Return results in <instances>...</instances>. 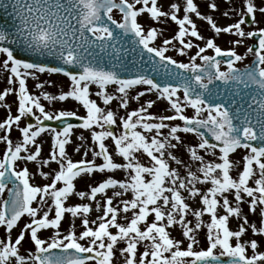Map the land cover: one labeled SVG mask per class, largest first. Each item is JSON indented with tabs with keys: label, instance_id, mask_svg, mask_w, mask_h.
I'll list each match as a JSON object with an SVG mask.
<instances>
[{
	"label": "snow or ice",
	"instance_id": "obj_1",
	"mask_svg": "<svg viewBox=\"0 0 264 264\" xmlns=\"http://www.w3.org/2000/svg\"><path fill=\"white\" fill-rule=\"evenodd\" d=\"M9 6L19 20L12 44H20L41 56L57 57L63 61V65H72L75 70L18 59L11 47L0 46V53L6 56L2 62L3 68L11 74L7 82L18 85V88L9 87L0 92V101H4L12 92H16L18 97V114H9L0 122V129L10 132L13 124L19 127L22 117L33 116L36 120L35 125L29 123L19 127L22 133L20 143L13 144L7 135L0 136V140L6 144V150L0 158V227L5 231L4 237L0 238V264H113L118 241H126L127 246L120 249L121 253L127 254L124 264H221L220 257H227V264H264V252H256L257 241L253 239L242 243L240 239L248 224L240 207V202L245 199L244 194L250 198L247 202L251 211L259 209L264 216V28L247 32L242 28L246 23L245 17H250L251 23H257L255 14L259 11L264 15V7H258L254 0H245L241 18L234 24L220 27L212 16L201 14L194 0H185L183 7L173 2L167 11L163 10L162 4L158 6V0H11L10 5H0L5 10ZM206 6L213 10L218 7L216 3ZM114 8L122 13L119 22L113 19ZM181 11L182 17L178 16ZM143 14L157 23L169 19L174 21L178 25V32L172 39L163 40L161 46L153 45L160 32L155 27L146 30L138 22V17ZM190 14L206 20L217 35L225 33L240 38L257 37L258 44L247 48V53H252L255 59L250 65L239 68L235 66L236 62L245 57L238 54L235 48L222 49L212 38L205 41L204 47L193 45L191 40L186 42V36L204 39ZM9 35L0 30V42L8 41ZM125 39L134 46L125 48L121 44L117 47ZM173 39L182 45L179 49L181 55L185 54V49L198 48L189 63L178 62L166 55L169 50L167 46L172 44ZM242 42V39L231 41L233 44ZM140 46L142 48L137 52ZM206 49H212L215 55H201ZM145 51L147 60L144 59ZM137 55L139 62L134 58L125 60V57ZM197 56L203 64L195 62ZM217 57L226 58L227 71H221V60ZM129 68L137 70V74L122 78L120 71L127 72ZM36 73H62L68 77L69 91L61 92L58 96L42 92L43 98L48 101L72 98L86 109V115L77 117L75 111H46L40 96L31 94L26 84L29 76L36 78ZM152 73L163 75L169 82L162 85L152 77ZM174 80L180 82L174 86ZM214 81L223 82L222 94L221 85L209 88ZM90 85L98 86L96 95L102 97L105 105L119 99L120 107L125 109L128 107L129 90L137 85H147V92L155 91L158 99L169 102L174 115L157 117L149 114L147 109L155 103L149 100L147 108L141 106L129 112L126 118L120 117L124 131L114 135L110 129L117 123L116 114L90 99ZM109 85L118 86L116 92L120 94L119 97L106 91ZM36 87L43 88V84H37ZM180 89H183V101L178 95ZM144 94L138 92L133 99L139 100ZM220 95L224 98L217 102ZM226 104L229 106L226 107ZM189 106L195 111L192 117L184 114L185 108ZM34 109L38 110L39 115ZM205 111L207 116L201 118V113ZM70 117L82 120L79 127L91 130V137L99 148L92 155L102 157L103 163L96 164L94 159L74 162L68 156L66 146L71 143L72 123H65L61 130L48 128L43 123ZM152 120L158 122H149ZM175 120L183 121L184 126L177 124L170 127L165 123ZM93 126L101 130L96 131ZM138 126L146 132L155 130V135L149 138L137 130ZM165 128L169 129L168 134L162 139L158 138ZM201 129H206L218 143H210ZM46 131L53 135L54 140L49 159L41 163L48 165L54 161L59 165V170L55 172L51 183L36 186L30 182L29 169L20 168L17 162L37 161L41 149L37 145L34 150H30L29 145L35 144L36 138ZM180 132L196 133L200 138L197 146L188 148L191 159L199 162V167L197 171L189 168L186 177H182L176 168L170 167L169 160L165 159L167 152L168 157L178 165L183 163L167 151L175 149L177 144L182 145L181 136L178 135ZM109 137L114 141L116 153L126 163L114 161L105 144ZM253 141L259 142L260 146H254ZM217 148L222 161L220 163L206 161L199 154V150H206L215 155ZM240 148L249 150V154L243 157L245 163L238 178H233L230 175L233 162L229 157ZM137 153H146L152 165L144 166L137 159ZM84 155L87 156L88 152L85 151ZM117 169L125 170L129 178L117 180L108 177L96 186H90L89 192L75 190L76 178ZM41 175L47 178L49 174L41 172ZM250 180L254 186L249 185ZM58 183L63 186L57 187ZM198 183H210L211 187L207 192H201L196 187ZM117 187L121 191L108 197L102 215L97 217L99 223L91 221L96 227L89 226L87 214L92 211L90 204L65 206V201L73 194L82 199L88 197L96 200L97 194H105L107 189ZM126 192H131L132 198L121 201L123 208L113 206V197ZM184 192L188 193L189 198L199 197L202 208L192 209L186 202ZM229 194L234 195L236 206L231 204ZM49 199L52 205L48 204ZM34 202L36 206H33ZM53 206L54 216L50 218ZM218 207L224 209L226 214L218 215ZM96 208L101 211L99 202ZM121 211L132 212L130 222H117ZM189 212L197 218L194 227H189L191 222L186 221ZM65 213H70L74 218L82 217L84 230L77 234L73 228L62 235L60 226ZM204 213L210 214L211 218L206 225L208 246L199 249L196 231L204 226L199 219ZM150 214H154V219L149 223ZM25 216L30 218L29 222L13 239V229ZM230 216L243 220L239 230L233 231L228 227ZM177 224L181 226L182 236L189 241L185 248H181L182 241L171 237L168 231V228ZM49 228L56 230L55 235L50 240L41 238V230ZM110 228L117 231L113 233ZM251 228L255 233L264 234V227L251 225ZM26 235L34 250L23 255L21 248ZM232 238L236 240L234 246ZM142 241L149 243L138 256L137 246ZM249 246L253 250L251 256L247 255ZM57 249L60 251H53ZM215 250H218V255Z\"/></svg>",
	"mask_w": 264,
	"mask_h": 264
},
{
	"label": "rangeland",
	"instance_id": "obj_2",
	"mask_svg": "<svg viewBox=\"0 0 264 264\" xmlns=\"http://www.w3.org/2000/svg\"><path fill=\"white\" fill-rule=\"evenodd\" d=\"M131 2V0H130ZM178 3L183 7L185 0H158V6L163 5V10H169V6L171 3ZM195 3H197L199 7V11L204 16H212L214 21L217 23L220 27H226L230 24L236 23L241 17L240 13L245 8V0H194ZM208 3H216L217 9L213 10L210 7H207L206 4ZM254 3L258 7H264V2L261 0H254ZM141 5H137V7H140ZM227 13V15H225ZM113 19L117 22L121 21L122 15L114 11L112 12ZM191 18L197 25V30L200 32V34L204 37V39H197L195 37L186 36L185 41L191 40L193 45H199L200 47H204L205 41L209 38L215 39V42L218 46H220L222 49H229V48H235L236 52L245 58L242 61H238L235 66L236 67H243L246 64L251 63L253 60L252 56L249 58L247 57L246 52L244 53V50L247 51V48L250 47L253 40H251V37L249 38H240L233 34H225L220 33L217 35L213 30H211L210 25L207 23L206 20L201 19L199 17H196L195 14H190ZM256 21L257 23H252V25H248L245 23L242 25V28H244L245 32L247 31H256L259 28H264V15H262L259 11L256 12ZM178 16H183V11L178 13ZM246 18V17H245ZM138 22H140L144 28L147 30L150 27H155L160 32V35H158L157 39L152 42L155 46H161L163 43V40L165 39H172L176 33L178 32V25L174 21L166 20L164 23H157L151 19H149L147 14H143L142 16L138 17ZM237 39H242L241 44H233L231 41H235ZM168 52L166 55L171 56L173 59H176L178 62L182 63H189L192 56H195L198 52L197 47H193L191 49H185V54L181 55L179 52V49L182 47V45L179 44V41L176 39L172 40V44L168 45ZM214 51L212 49H206L204 53L201 55H214ZM6 59V56L2 53H0V92H2L4 89L13 87L18 88V85H10L8 84V78L11 75L10 71L8 69H4L2 62ZM196 63L202 64L203 61L200 60V58L197 56ZM221 70H225V67L223 65H220ZM27 87L29 89V92L33 95L40 96V102L45 107L46 111L57 113L59 111L65 110V111H75L77 113V117L85 116L86 115V109L79 103L74 101L72 98H69L65 101H59V100H53L48 101L43 98L42 92H47L50 95L58 96L61 94V92H66L70 90V80L68 77L56 74V73H36V78L29 76L26 81ZM37 84H43V88H37ZM117 85H109L106 89V91L109 94H112L116 97H119L120 94L116 92ZM147 85H137L133 89L129 90V97H128V107L122 108L120 107V100L114 99L109 105H105L103 103L102 97H99L96 95V93L99 91L98 86L96 85H90V99L96 100L98 106L101 108H104L105 110H112L116 114L117 123L115 125L111 126V129L114 133V135H120L124 129L122 126V122L120 120V117H127V114L131 111H134L138 109L141 106H144L147 108V101L152 100L155 101L153 106L151 108H148V113L154 116H168V115H174V110L171 109V106L169 102L165 99H158V93L155 91L153 92H147ZM138 92H144L145 94L140 97L139 100L133 99L137 95ZM178 95L180 96L181 101H183V93L178 92ZM18 97L16 92L9 93L4 101H0V122H3L7 116L10 114L12 116H15L18 114ZM37 115H39L38 110H35ZM184 114L192 117L195 115L194 109H192L190 106L186 107L184 110ZM207 116V112L201 113V118H205ZM152 123L158 122L156 120L149 121ZM36 124L35 118L32 116L22 117L19 127L27 126V124ZM166 124H169V126L174 125H180L182 127L183 121L175 120V121H165ZM19 127L15 124L12 125L11 131L7 132L5 129H0V136L7 135L9 139L12 140L13 144L22 142V133L19 131ZM94 130L100 131L101 129L98 126H93ZM107 127V126H106ZM51 128V127H48ZM138 131H141L143 134L151 138V136L155 135V130L152 132H146L143 128L139 127L137 128ZM169 129L165 128L161 130L162 135L158 138L162 139L163 136H166L168 134ZM178 135L181 136L182 145L177 144V147L175 149H168L167 151H170L172 155L176 156L177 159L181 160L182 164H177L175 161L171 160L170 157H168L167 152L165 155V159L169 160L170 167L176 168L182 177H186V173L189 170V168L192 171H197V168L199 167V162L194 161L191 159L190 152L188 151V148L195 147L200 142V138L191 133H183L180 132ZM83 137V139H81ZM53 140L54 137L51 133L48 131L41 133L39 137L36 138V143L29 145L30 150H34L37 145H39L41 151L40 156L37 158V161H18V165L20 168L27 167L30 172V182L33 183L36 186H43L45 184L51 183L52 178L54 177V174L56 171L59 170V165L52 161L48 165H43L41 163L44 159H49L50 153L53 146ZM172 143H176V141H172ZM105 144L108 147L109 153L113 155L114 161L117 163H126V161L123 160L122 157H120L116 151H115V144L114 141L109 137L106 138ZM79 148L80 150L77 151L76 149ZM6 150V144L3 140H0V158H2L3 152ZM66 150L68 153V156L74 161H79L81 159L86 160H95L96 164L103 163L102 157H93L92 153L93 151H99L98 144L92 139L91 137V130L84 129L82 127H74L71 135V143L66 146ZM87 151L88 155L85 156L84 152ZM215 155H212L210 151L206 150H199V154L203 155L205 157L206 161L210 162H216L220 163L222 162L220 160V153L219 150H215ZM157 154L158 153H154ZM249 154V150L247 149H237L234 153L230 154V160L233 162V168L230 170V175L233 178H238V174L242 171L244 160L243 157ZM21 155H26V153H21ZM137 159L144 165V166H151L152 161L151 158L147 156L146 153H137ZM256 168V166H253ZM41 172H47L49 175L47 178L41 175ZM198 175H202L200 173H197ZM108 177H111L113 179L117 180H127L128 173L123 169H117L114 171H106L104 173L96 172L93 173L91 177L87 175H82V177H78L74 180L75 184V190L76 191H90V186H96L98 182H102L103 180L107 179ZM150 178V177H146ZM258 178V176H257ZM250 186H254L252 184V181H249ZM62 183H58L57 187H62ZM196 187L201 189V192H207L208 188L211 187V184H196ZM116 191H121L118 187L117 188H109L106 190L105 194H97L96 200H91L90 198H80L79 196L73 194L69 197L67 201H65V206H74L76 204H82V203H88L92 206V211L88 213V219L90 221L89 226L96 227V225L91 224V221L96 220L97 224L99 223V220L97 217L102 215V209L104 207V204L108 197H112L113 193ZM186 199V202L189 203L192 209L194 210H200L202 208V202L199 200V197L195 198H189L188 193H183ZM5 197H7V193L4 194ZM244 201L240 202V207L242 209V216H246L248 220V224L245 225L246 232L242 235L241 242L245 241H251L256 240L258 247L256 249V252H264V234H258L252 231L251 225H255L257 228L264 227V216L260 214L259 209H257L256 212L251 211L249 203L247 201L250 200V198L246 197V194H244ZM132 198L131 192H126L123 195L119 197H113V206L118 207L120 209L123 208V204L121 201L123 200H130ZM229 200L233 206H236L237 202L235 200V197L233 194H229ZM99 202L101 206V211H98L96 208V204ZM48 204L52 205L51 199L48 200ZM33 206H36V202L33 203ZM46 210V209H45ZM218 215H225V210L222 208L217 209ZM54 216V206L53 211L50 213V218ZM132 217V212L124 213L119 212L117 216V222L121 224H126L130 222V219ZM154 219V214H150L148 217L147 222H152ZM196 217H194L191 212L186 217V221H190L189 227H194V224L196 223ZM203 225L200 230L196 231V239L199 241L198 248L199 249H206L208 246L207 242V228L206 225L210 223V214L204 213L202 217L199 218ZM30 218L27 216L22 217L21 220L18 222V226L13 229L12 231V238L14 239L20 229L23 227V225L26 222H29ZM243 223V220L240 218H237L235 216H230L228 221V227L230 230L236 231L239 230V225ZM144 227V224H141V228ZM76 231L77 234L82 232L84 230L83 224H82V217H72L70 213H65V216L61 222L60 226V232L62 235H66L68 231L72 230ZM55 229H46L41 230L39 235L41 238L50 240L55 235ZM110 231L115 233L117 230L115 228H110ZM168 231L170 232L171 237L181 240V248H185L189 241L187 238L183 237L181 232V226L180 225H174L170 228H168ZM5 235V231L3 227H0V238H3ZM82 243H85L82 241ZM148 241H142L137 246V254L139 256L140 253H142L145 249V246L148 244ZM231 243L233 246L236 243L235 238H232ZM126 241H118L117 245L115 246L114 250V257H113V264H124L125 258L127 256L126 253H121L120 249L125 248ZM194 247H197L194 245ZM33 245L28 240V237L26 235L25 241L23 242V247L21 248V254L27 255V253L32 252ZM216 253H218V250H215ZM253 254V250L250 248V246L247 249V255L251 256Z\"/></svg>",
	"mask_w": 264,
	"mask_h": 264
},
{
	"label": "water",
	"instance_id": "obj_3",
	"mask_svg": "<svg viewBox=\"0 0 264 264\" xmlns=\"http://www.w3.org/2000/svg\"><path fill=\"white\" fill-rule=\"evenodd\" d=\"M10 2H11V0H0V5L6 4V3L10 5ZM113 10H115V8ZM250 20H251V18L247 17L246 21L249 25L252 24L250 22ZM18 25H19V20H18V18L15 17L14 13L12 12V8L9 6L7 8V10H5L4 7H0V30H3V31L10 34L9 40L6 42H0V46L11 47L13 49L14 55L18 59H24V60H27L29 62H44V63H47L49 66H54V67L63 66L69 70H75L74 66H72V65H63V61L59 60V58H57V57L46 56V55L41 56L38 53H33V52L28 51L26 48L22 47V45H20V44H12L11 40L15 38V31H16V27ZM129 35H131V34H129ZM253 39L255 40V43L253 44V46H255L258 44V38L253 37ZM121 44L125 48H129L131 46H134V45H130L128 39L121 41L119 44H117V47H120ZM140 48H142V46L137 48V52H139ZM133 58L136 59L137 62H139V56L138 55L135 57H131V56L125 57V60H131ZM144 59L145 60L148 59V54L146 53V51H145ZM158 59L159 58L157 57L156 60H158ZM217 59H220L221 63H223V65H225L227 67V64L225 62L226 58L217 57ZM180 71L183 72V70H180ZM213 71H215V69H213ZM60 74H62V73H60ZM135 74H137V70L132 69V68H129V70L127 72H124L123 70L120 71V75L122 76V78H131ZM151 75L154 79L157 80V82L161 83L162 85L166 82H169L161 74L152 73ZM188 75H191V73H188ZM172 82L174 83V86H175L180 81L174 80ZM205 82H207L206 79H205ZM214 85H221L220 93L222 94L224 92L222 81H214L213 84L209 85V88L212 89L214 87ZM197 90L200 91V89H197ZM179 91L183 92V89H180ZM223 98H224L223 95H220L217 98V102H220V100H222ZM225 106L228 107L229 105L226 104ZM43 123L47 127H54L56 129L61 130L63 128V126L65 125V123H72L74 125V127H76V126L81 125L83 123V121L78 119V118L70 117V118L62 119L60 121H57V120L56 121H44ZM234 123H236V121H234ZM183 126H184V122L182 124V127ZM201 131L205 132V136L209 139L210 143H218L214 140V138L211 136V134L207 132L206 129H201ZM192 134H196V133H192ZM252 143L254 146H260L259 142H257V141H253ZM217 150H219V149L217 148ZM53 251L59 252L60 250L57 249V250H53ZM220 261H221V264H227L228 258L227 257H220Z\"/></svg>",
	"mask_w": 264,
	"mask_h": 264
},
{
	"label": "flooded vegetation",
	"instance_id": "obj_4",
	"mask_svg": "<svg viewBox=\"0 0 264 264\" xmlns=\"http://www.w3.org/2000/svg\"><path fill=\"white\" fill-rule=\"evenodd\" d=\"M262 2H264L263 0H261ZM251 45V44H250ZM246 52V54H247V57L249 58L250 56H253V54L252 53H247V51L246 50H244V53ZM253 58V57H252ZM250 64V63H249ZM249 64H246L245 66H243V67H246V66H248Z\"/></svg>",
	"mask_w": 264,
	"mask_h": 264
}]
</instances>
